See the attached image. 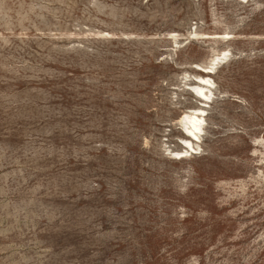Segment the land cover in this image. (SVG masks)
I'll use <instances>...</instances> for the list:
<instances>
[{
  "label": "rangeland",
  "instance_id": "374dc122",
  "mask_svg": "<svg viewBox=\"0 0 264 264\" xmlns=\"http://www.w3.org/2000/svg\"><path fill=\"white\" fill-rule=\"evenodd\" d=\"M0 264H264V0H0Z\"/></svg>",
  "mask_w": 264,
  "mask_h": 264
},
{
  "label": "bare ground",
  "instance_id": "6f19581e",
  "mask_svg": "<svg viewBox=\"0 0 264 264\" xmlns=\"http://www.w3.org/2000/svg\"><path fill=\"white\" fill-rule=\"evenodd\" d=\"M209 68L203 70L206 71V74H210L211 70H208ZM213 69V68H212ZM205 73V72H202ZM186 80V79H185ZM199 83H194V86H190V89H188L201 103L202 107L193 109L187 113L184 114V116L179 120V123L182 125V133L183 136L190 141L192 139H198V136L200 133H202L203 128L202 125L204 124V119L201 117L204 113L202 108L205 107L204 104L209 103L210 99L208 98V94H211V86H209L208 82L205 80V78H198ZM178 124V123H177ZM185 147L183 146V149L188 152V148L192 150V145L188 143V141H183ZM179 153L175 154L178 155ZM180 158V157H179Z\"/></svg>",
  "mask_w": 264,
  "mask_h": 264
}]
</instances>
